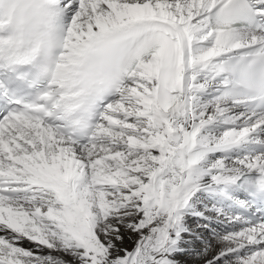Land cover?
<instances>
[{"label": "snow or ice", "instance_id": "6c2138e0", "mask_svg": "<svg viewBox=\"0 0 264 264\" xmlns=\"http://www.w3.org/2000/svg\"><path fill=\"white\" fill-rule=\"evenodd\" d=\"M0 264H264V0H0Z\"/></svg>", "mask_w": 264, "mask_h": 264}]
</instances>
